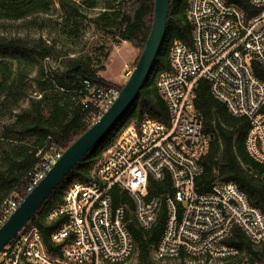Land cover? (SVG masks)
<instances>
[{"label":"built area","instance_id":"2783aa9c","mask_svg":"<svg viewBox=\"0 0 264 264\" xmlns=\"http://www.w3.org/2000/svg\"><path fill=\"white\" fill-rule=\"evenodd\" d=\"M257 10L250 19L223 0H187L190 45L172 44L171 70L157 81L165 101L169 125L144 115L138 125L123 130L114 146L91 173L87 183L74 182L64 192L49 221L61 219L50 233L47 249L37 227L23 228L0 252V264H130L135 244L128 230L133 221L151 230L161 207V196L147 197L148 181L171 183L165 194L167 218L158 242L151 247L154 263L183 257L184 264H255L226 243L234 227L256 246L264 243V214L250 204L232 181L214 179L199 191L195 178L210 136L202 132L195 107L200 78L209 82L211 95L234 116L248 119L245 150L264 165V80L250 61L264 66V0H249ZM128 69L126 76L130 74ZM87 86L97 117L113 103L115 87ZM98 117V118H99ZM94 119V117H91ZM61 152L44 156L30 177L28 191L45 176ZM125 192L131 201L114 204L111 189ZM20 198H8L0 208V226L17 208Z\"/></svg>","mask_w":264,"mask_h":264},{"label":"trees","instance_id":"16d2710c","mask_svg":"<svg viewBox=\"0 0 264 264\" xmlns=\"http://www.w3.org/2000/svg\"><path fill=\"white\" fill-rule=\"evenodd\" d=\"M223 1L237 7L245 20H250L257 13L249 0ZM63 2L70 3L61 0V7ZM97 2L80 0L79 6L71 3V9L76 15L79 14V7L92 9L97 6ZM152 2L105 0L104 10L97 16L96 23L107 29L112 38L142 49L152 20ZM169 5L159 50L138 94L116 124L69 171L23 227H37L47 249H53L49 235L61 221L60 218L49 221L50 213L58 207L70 184L90 181L92 171L114 146L123 130L130 125H138L144 115L169 125L167 105L159 94L157 81L161 74L171 70L169 53L172 44L182 41L190 45L191 41V26L186 15L187 0H170ZM49 10L50 0H0V19L19 20ZM65 21L71 22V30L66 35L78 36L76 21L69 17ZM52 49L41 39L22 44L0 38V103L12 98L16 104L21 98L28 97L18 82L29 76L39 61L51 56ZM107 55L108 52L103 53L104 58ZM91 62L90 56L80 54L66 58L58 70L42 63L32 80L37 85L40 97H28V108L13 114L11 122L0 126V208L10 197L22 201L29 192L27 187L31 174L38 169L42 158L55 151L62 153L98 119L93 102L88 98L86 83L89 86L115 87L120 90L121 86L99 75L105 70L103 64L94 66ZM250 65L254 75L264 80V66L254 60L250 61ZM194 104L201 116L202 132L210 136L208 150L200 159L202 170L195 178V187L205 191L216 178L232 181L245 193L250 204L260 208L264 214V165L251 159L245 150L248 119L232 115L222 102L211 95L209 82L204 78L197 81ZM262 112L264 114V106ZM166 193L172 195L168 177L161 182L150 178L147 197H162L157 222L149 231H143L133 221L128 222L138 264H156L150 259V251L165 226ZM111 195L114 204L132 206L127 194L118 188L113 187ZM226 243L249 255L250 262L264 263V243L254 245L240 228H233ZM175 260L184 264L182 256Z\"/></svg>","mask_w":264,"mask_h":264},{"label":"rangeland","instance_id":"374dc122","mask_svg":"<svg viewBox=\"0 0 264 264\" xmlns=\"http://www.w3.org/2000/svg\"><path fill=\"white\" fill-rule=\"evenodd\" d=\"M68 1L70 3L63 2L61 7V0H50V10L47 13H36L19 20L0 19L1 39L14 40L22 44H30L41 39L53 48L51 56L45 61H39L30 75L21 78V82H18L28 97L36 99L40 97L37 85L32 80L42 63L58 70L62 68L66 58L80 54L88 55L92 58V65H104L105 70L99 72V75L110 81L119 82L122 86L127 79L126 72L135 64L141 51L126 42L112 38L107 33V29L96 23L97 16L104 10L105 0H98L97 6L92 9L79 7V14L76 15L71 9V3L79 6L80 0ZM67 17L76 21L78 36L66 35V32L71 30V22L65 21ZM105 52H108L106 58L103 57ZM28 97L21 98L16 104L12 102V98L0 103V126L11 122L14 119L13 114L28 108ZM39 153L38 151L37 154ZM236 260L225 264H234ZM130 264H138L137 254L133 255ZM156 264H180V262L166 260ZM208 264L221 263L212 260Z\"/></svg>","mask_w":264,"mask_h":264},{"label":"water","instance_id":"95a60500","mask_svg":"<svg viewBox=\"0 0 264 264\" xmlns=\"http://www.w3.org/2000/svg\"><path fill=\"white\" fill-rule=\"evenodd\" d=\"M169 3L170 0H153L152 20L145 43L134 67L120 87L117 97L90 127L62 151L45 176L26 194L17 208L0 226V252L23 229L69 171L107 134L130 106L159 50L166 28Z\"/></svg>","mask_w":264,"mask_h":264},{"label":"crops","instance_id":"0c3cea01","mask_svg":"<svg viewBox=\"0 0 264 264\" xmlns=\"http://www.w3.org/2000/svg\"><path fill=\"white\" fill-rule=\"evenodd\" d=\"M101 77H103L105 80H107V81H109V82H111V83H113V84H116V85L121 86V84H120L119 82L110 81L109 79H107V78L104 77L103 75H101Z\"/></svg>","mask_w":264,"mask_h":264}]
</instances>
